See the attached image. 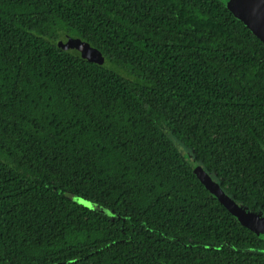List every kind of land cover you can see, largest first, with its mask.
I'll return each instance as SVG.
<instances>
[{
	"label": "trees",
	"instance_id": "trees-1",
	"mask_svg": "<svg viewBox=\"0 0 264 264\" xmlns=\"http://www.w3.org/2000/svg\"><path fill=\"white\" fill-rule=\"evenodd\" d=\"M172 136L264 214V40L222 0H0V264H264Z\"/></svg>",
	"mask_w": 264,
	"mask_h": 264
},
{
	"label": "water",
	"instance_id": "water-1",
	"mask_svg": "<svg viewBox=\"0 0 264 264\" xmlns=\"http://www.w3.org/2000/svg\"><path fill=\"white\" fill-rule=\"evenodd\" d=\"M229 9L241 18L258 36L264 40V2L262 0H222ZM63 42L70 45L71 53L97 63L105 61L104 54L89 42L65 35ZM205 184L219 200L247 227L264 238V214L245 208L233 199L210 177H204Z\"/></svg>",
	"mask_w": 264,
	"mask_h": 264
},
{
	"label": "rangeland",
	"instance_id": "rangeland-1",
	"mask_svg": "<svg viewBox=\"0 0 264 264\" xmlns=\"http://www.w3.org/2000/svg\"><path fill=\"white\" fill-rule=\"evenodd\" d=\"M264 2V0H262ZM172 138L174 139V141L176 142V144L179 146L181 152L184 154V156L191 162L193 163L192 165H195V167H197V169L204 175V177H210L212 180H214L215 182H219L216 175L212 172H208L207 170H205V168H203L199 163L196 162L195 160V154L194 152L188 147L186 146V144H184L181 140H178L175 136H172ZM67 195L72 197L73 199H76L79 202H82L84 204H88L91 207H96L97 205L93 202H89L81 197H78L77 195H75L72 192H67ZM256 213H261L260 211H255Z\"/></svg>",
	"mask_w": 264,
	"mask_h": 264
}]
</instances>
